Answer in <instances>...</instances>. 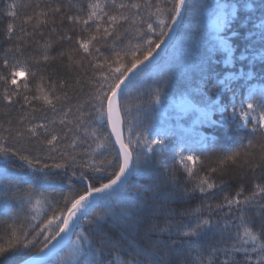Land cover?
Segmentation results:
<instances>
[{
  "label": "snow or ice",
  "instance_id": "6c2138e0",
  "mask_svg": "<svg viewBox=\"0 0 264 264\" xmlns=\"http://www.w3.org/2000/svg\"><path fill=\"white\" fill-rule=\"evenodd\" d=\"M17 7L11 3L8 15L16 17ZM34 8L23 22L31 31L7 25L10 46L0 55V99L9 108L20 93L8 86L18 88V77L27 72L40 81L36 94L22 97L23 130H8L12 143L0 136V216L11 221L0 264H16L25 250L30 258L23 264H264V86L253 83L257 60L264 73V0L255 7L88 0L74 12L62 3ZM256 12L259 24L251 19ZM42 29L50 36L43 43L35 39H43ZM177 39L188 67L182 83L172 68L162 69ZM216 53L224 55L223 75L213 69ZM52 65L63 71L53 70L55 81ZM153 74V87L142 92ZM83 77L89 94L72 104L69 90ZM241 80L238 96L233 82ZM133 96L141 103L130 105ZM34 102L58 122H34ZM101 127L110 131L100 133ZM210 129L223 130V143L204 134ZM33 138L47 146L45 157L23 146ZM105 152L115 155L98 163L96 154ZM17 161L23 173L8 170ZM65 177L82 187L55 204L39 192L62 186ZM25 204L33 214L21 220Z\"/></svg>",
  "mask_w": 264,
  "mask_h": 264
},
{
  "label": "trees",
  "instance_id": "16d2710c",
  "mask_svg": "<svg viewBox=\"0 0 264 264\" xmlns=\"http://www.w3.org/2000/svg\"><path fill=\"white\" fill-rule=\"evenodd\" d=\"M88 2V0H0V55H2L3 50L6 49L7 47H9V41L7 39V35H6V28L8 24H13L15 26L16 32H19V28L21 27V25H23L27 30L31 31L32 29V24H24V20L28 17L33 15V12L36 11V9L34 8V5L36 3H39L42 7L46 4H55V3H62L65 6L71 4L72 5V9L71 11H76L77 9L83 7L84 5H86V3ZM226 2H235V3H249L252 4L253 7H255L256 5H259L262 0H226ZM11 3H16L18 5V7L15 9V11L17 12V16L16 17H12L8 15V10H9V5ZM259 12H256L254 16L251 17V19L255 20V22L260 21L259 19ZM241 20L243 22L244 25L248 24V20L244 17H241ZM207 25V17H203L202 19V24H201V28L202 31L204 29V26ZM69 25L65 24L64 27H68ZM44 32V36L43 39L37 35L35 36L36 40H39L41 43H43L44 39H48L50 38L49 33L47 30L42 29ZM184 29H181V31H183ZM234 31L240 32L242 31L240 28V24L238 23L236 28L234 29ZM25 40L29 39V37H24ZM136 41H133V43H135ZM244 42H245V37L243 34H241L239 36V38L237 39V55L239 56V54L241 52H243V46H244ZM176 45L179 46L178 48L176 47L175 50H168V57L166 62L162 65V69L166 72L169 68H172V70L176 73L177 79L179 82H183L182 79H180L181 74L185 71L188 70V67L185 65L184 60L182 59L183 53H182V47H181V41L179 39H177L176 41ZM38 52L39 49L37 46H33V50L31 52L32 55H36L38 56ZM55 54V53H53ZM246 55V53H245ZM223 60H224V55L221 53H216L213 56V69L215 71V73L219 74V75H223L226 72V67H223ZM259 64L260 61L257 60V68H256V79L254 81L258 82V83H262L264 84V73L260 72L259 69ZM238 67H242V64L237 63L236 64V68ZM35 70V69H33ZM53 70H58L56 65H52L49 69V73L48 75H51L52 77V81L56 80V76L53 74ZM59 74L61 76H63V71L62 70H58ZM24 78L18 81V85L19 87L17 88V86H8L9 87V91H11L13 88H16L20 95L17 97H14V103L13 106L11 108H9L3 101L2 99H0V136H3L5 138L6 141H8L9 143H12L13 141L11 140V138L9 137V129H11L13 132H15L17 127H20L21 130H23L22 125H20L18 123L17 118L21 115V108H20V104L23 102L22 97L23 95H34L36 94V90H37V84L40 83V81L38 80V78L34 79L33 77H31L27 72L24 73ZM157 79V77H155V74H153V78H145V83L143 88L141 89V91H149L151 90V88L153 87V80ZM87 77H83L82 78V82L79 85H73V87L69 90V96L71 97V103L75 104L77 103V98L79 99V102H83L88 94H89V86L86 82ZM25 81L28 82V90L26 91L23 88V84L25 83ZM241 82V81H239ZM45 88H47V85L49 83V80L46 78L45 81L43 82ZM5 85L2 81H0V97H2L3 94V89H4ZM15 101H20V103H16ZM130 105H136V104H140L141 101L136 99L135 96H133V98L129 101ZM34 105L37 107L38 111L35 113V115L37 116V121L34 122H43L45 119L47 120H56L58 122L59 120V116L55 113H53L52 111L48 110L47 108H45L43 111H39V103L38 102H34ZM25 110H29L27 108V106H25ZM219 116H216V119H219ZM8 120L12 121V124L9 125L7 123ZM26 123V122H25ZM100 133L103 134H107L108 131H110V129H105L103 127H101L99 129ZM208 135L211 136H215L217 137L221 143H223V130L220 131H216V130H208L205 131ZM43 135H41V140L43 139ZM243 142L242 140L237 142V145H234L235 147H238L239 143ZM23 146L25 148H29L31 150H34L37 154H39L41 157H45L47 155V146L46 145H40L37 144L35 142V138H33V141L31 143L27 142V140L22 142ZM17 146L19 147L20 144H17ZM86 146L81 145L80 148L78 149V151L83 152L84 148ZM58 151H64L63 148H59ZM70 151V150H69ZM103 151V150H102ZM218 154V153H217ZM53 155H55V153H53ZM115 153L112 152L111 155H109L107 152H105V154L102 156L100 153L96 154V160L98 163L100 162H106L107 159H110L112 156H114ZM216 155H210L208 158V161H212L215 160ZM79 159V157H78ZM85 159H87V157H85ZM49 163H51L52 161H48ZM170 162V161H169ZM19 161H17V166H12L9 165L8 166V170L12 173H23L25 171V169H21L19 168ZM27 171H31L30 169ZM55 171V170H54ZM64 171V170H61ZM68 174H71V170H67ZM79 174V172H78ZM65 183L62 186H58L55 188H40L39 192H43L45 196H47L48 200L50 202H52L53 204H55L57 201H60L62 199V196H66L70 193V191L73 189V187H77V188H81L82 185L78 184L76 177H73L72 183L69 184L67 182V178L65 177ZM139 181L138 180H134L133 181V186L135 187L136 184H138ZM27 187V186H25ZM36 198H40L39 194L37 193ZM3 200V194L0 193V202H2ZM173 207H182V205H173ZM44 211H47V204L45 205V209ZM33 214L32 212V208L30 205L25 204L23 207V210L20 211V218L21 220H23L24 216H31ZM11 221L8 219L7 216H0V241H2L3 239H6L8 236V224H10ZM74 239V237H73ZM69 253L67 250H65V252L63 253L64 256H67ZM30 258V253L28 250H25L23 253H21L20 256H18L16 258V264H21L23 262V260Z\"/></svg>",
  "mask_w": 264,
  "mask_h": 264
},
{
  "label": "rangeland",
  "instance_id": "374dc122",
  "mask_svg": "<svg viewBox=\"0 0 264 264\" xmlns=\"http://www.w3.org/2000/svg\"><path fill=\"white\" fill-rule=\"evenodd\" d=\"M207 23H208V21H207ZM257 24H259L260 23V21H258V22H256ZM179 46H177V48H178ZM172 50V49H171ZM221 54H223V53H221ZM247 55V54H246ZM223 67H226V65H225V59L223 60ZM238 68H241V67H238ZM24 74L23 75H21L20 77H18V81L19 80H21V79H23L24 78ZM234 83V85L236 86V88H237V94H238V96H239V92H240V86L244 83L242 80H241V82H239V81H234L233 82ZM253 83L257 86V87H262V86H264V84H262V83H258V82H256V81H253ZM245 91H246V89H245ZM229 95H231V94H229ZM216 116H219V114H217ZM216 116H214V119H216ZM220 117V116H219ZM183 127H187V125H183ZM203 131V130H202ZM204 134L205 135H208L206 132H204ZM208 136H210L211 137V135H208Z\"/></svg>",
  "mask_w": 264,
  "mask_h": 264
},
{
  "label": "water",
  "instance_id": "95a60500",
  "mask_svg": "<svg viewBox=\"0 0 264 264\" xmlns=\"http://www.w3.org/2000/svg\"><path fill=\"white\" fill-rule=\"evenodd\" d=\"M169 50V49H168ZM164 54V51L163 50H161V55H163ZM23 264V263H22Z\"/></svg>",
  "mask_w": 264,
  "mask_h": 264
},
{
  "label": "bare ground",
  "instance_id": "6f19581e",
  "mask_svg": "<svg viewBox=\"0 0 264 264\" xmlns=\"http://www.w3.org/2000/svg\"><path fill=\"white\" fill-rule=\"evenodd\" d=\"M28 259H29V258H28ZM22 263H23V262H22ZM22 263H21V264H22Z\"/></svg>",
  "mask_w": 264,
  "mask_h": 264
}]
</instances>
